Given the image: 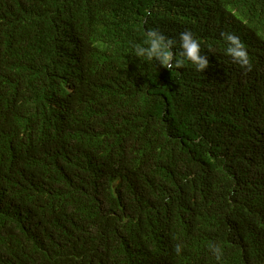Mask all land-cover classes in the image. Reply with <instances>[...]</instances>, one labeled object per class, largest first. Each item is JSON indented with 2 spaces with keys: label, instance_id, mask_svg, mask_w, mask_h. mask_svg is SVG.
<instances>
[{
  "label": "trees",
  "instance_id": "trees-1",
  "mask_svg": "<svg viewBox=\"0 0 264 264\" xmlns=\"http://www.w3.org/2000/svg\"><path fill=\"white\" fill-rule=\"evenodd\" d=\"M150 29L210 66L135 57ZM222 32L264 51V0H0V264H264V101Z\"/></svg>",
  "mask_w": 264,
  "mask_h": 264
},
{
  "label": "clouds",
  "instance_id": "clouds-1",
  "mask_svg": "<svg viewBox=\"0 0 264 264\" xmlns=\"http://www.w3.org/2000/svg\"><path fill=\"white\" fill-rule=\"evenodd\" d=\"M183 20L188 23L193 21L186 15L185 12H178ZM221 36L226 43L223 58L229 56L236 68L240 70V74L235 77L236 82L241 84L238 95L247 90L255 78L256 91L259 94L257 102L264 101V67H258L256 64L264 62V51L262 44L257 43L255 38H241L233 32H222ZM177 44V40L166 36L163 32L157 29H150L146 32V36L142 43H137L133 47L135 57L146 58L149 61H159L160 65L169 69L170 71L175 67L179 68L183 65L184 60H188L197 72L203 73L209 66L210 62L202 52L200 41L195 37L194 33L188 31L181 32L179 35L180 58L174 56L173 49ZM220 44V43H219ZM217 44L220 47L222 44ZM221 58V59H223ZM220 66L223 74L228 78L227 68L222 60ZM263 81V82H261ZM227 83L218 78H213L211 87L220 88L227 87ZM256 93V95H257ZM209 249L217 262L223 258V248L217 243L209 244ZM183 251V245L178 243L175 246V252L179 255Z\"/></svg>",
  "mask_w": 264,
  "mask_h": 264
}]
</instances>
